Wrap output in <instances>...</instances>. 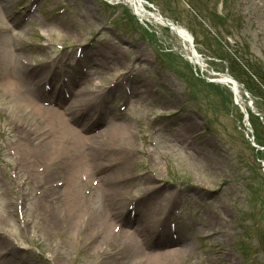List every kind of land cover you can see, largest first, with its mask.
I'll list each match as a JSON object with an SVG mask.
<instances>
[{"label":"rangeland","instance_id":"1","mask_svg":"<svg viewBox=\"0 0 264 264\" xmlns=\"http://www.w3.org/2000/svg\"><path fill=\"white\" fill-rule=\"evenodd\" d=\"M108 1L0 0V264H264L252 127L172 31ZM151 1L204 77L219 55L264 68V0Z\"/></svg>","mask_w":264,"mask_h":264},{"label":"bare ground","instance_id":"2","mask_svg":"<svg viewBox=\"0 0 264 264\" xmlns=\"http://www.w3.org/2000/svg\"><path fill=\"white\" fill-rule=\"evenodd\" d=\"M136 1H138V0H136ZM136 1L130 0L129 4L131 5V7L133 8V5H134L136 11L138 12V15H143L146 18H150V16L147 15V13H150V12H145L146 10L143 7H141V5L138 4L139 1L138 2H136ZM153 18H155V19H154V21L151 20L152 22H157V23L162 24V22L159 19H156L157 16L153 17ZM175 30L177 31V34L179 35L181 40L184 42V44H186L187 48H189L190 41H191L190 34L183 27H180V26L179 27L177 26V28ZM189 60L191 61L192 64H195V61L193 58H190ZM149 188H150L149 186L146 187V189H149ZM164 252L165 253H154V252L152 253L151 252V253L147 254V260L157 261L162 256H164L163 259L159 260L158 262L167 264L168 261L165 260V257H167L168 255H173L174 257L181 259L182 255L184 253V249L183 248L182 249L181 248H172L169 251H164Z\"/></svg>","mask_w":264,"mask_h":264},{"label":"trees","instance_id":"3","mask_svg":"<svg viewBox=\"0 0 264 264\" xmlns=\"http://www.w3.org/2000/svg\"><path fill=\"white\" fill-rule=\"evenodd\" d=\"M248 68L251 71L252 75L257 79V81H259L261 84L264 85V76L257 72V66L256 65H252V67L248 66ZM242 75L244 76V78H246L244 80V82H245L246 86L248 87V90L251 91V92H256L257 85L253 81L251 76L246 74V73H244V72L242 73Z\"/></svg>","mask_w":264,"mask_h":264}]
</instances>
